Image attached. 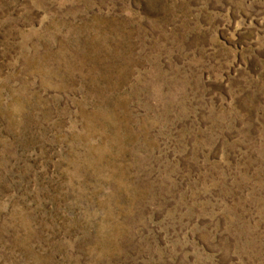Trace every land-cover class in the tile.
<instances>
[{"label": "rangeland", "instance_id": "obj_1", "mask_svg": "<svg viewBox=\"0 0 264 264\" xmlns=\"http://www.w3.org/2000/svg\"><path fill=\"white\" fill-rule=\"evenodd\" d=\"M0 264H264V0H0Z\"/></svg>", "mask_w": 264, "mask_h": 264}]
</instances>
